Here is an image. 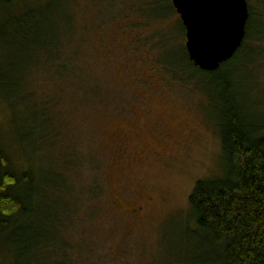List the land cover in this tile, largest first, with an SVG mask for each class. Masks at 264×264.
<instances>
[{"label":"rangeland","instance_id":"rangeland-1","mask_svg":"<svg viewBox=\"0 0 264 264\" xmlns=\"http://www.w3.org/2000/svg\"><path fill=\"white\" fill-rule=\"evenodd\" d=\"M64 1L69 7L62 26L79 27L77 64L87 79L68 80L71 86L58 80L63 73L46 55L32 63V69L42 72H33L25 94L33 100L46 94L55 99L48 111L55 133L33 163L47 168L50 179L64 176L72 188L69 199L78 196V189L93 186L78 184L77 172L100 183L102 193L87 209L92 219L82 223L81 211L73 206L65 225L50 229L55 239L42 246L44 257L35 254L31 264H68L61 257L65 241L79 251L82 243L92 244L97 264H215L204 234L188 220V198L197 180L220 172L215 130L222 103L206 76L187 63L179 15L134 27L129 24L139 18L127 6L138 0H118L114 9L127 18L120 15L116 21L109 20V0ZM248 2L257 11L264 9L260 0ZM252 25L263 28L264 18L256 16ZM156 41L163 48L154 47ZM262 49H254L246 65L238 67L236 61L225 72L232 100L254 116H264ZM28 113L6 117L0 105V143L9 152L28 135V130L16 131L20 116L33 118ZM60 162L84 165L79 171L57 166ZM5 243L0 237V264H17ZM81 259L77 255L75 264Z\"/></svg>","mask_w":264,"mask_h":264},{"label":"trees","instance_id":"trees-1","mask_svg":"<svg viewBox=\"0 0 264 264\" xmlns=\"http://www.w3.org/2000/svg\"><path fill=\"white\" fill-rule=\"evenodd\" d=\"M117 1L106 2L109 20H119L120 15L127 18L122 10L115 11ZM246 1L249 15L243 42L235 54L216 70L203 71L196 67L189 60L182 43L187 63L206 76L205 81L222 103L215 130L221 147L220 172L197 180L188 198V220L204 234L203 242L212 248L211 260L215 264H264V116H254L232 100L231 81L225 73L236 61L238 67L246 65L249 54L264 45V26L258 29L252 25L256 16L264 18V9L257 11L249 0ZM260 1L264 7V0ZM68 7L64 0H0V105L6 117L9 113L23 114V111L30 112L28 115L33 117L26 114L25 118L20 116L17 120L16 131L28 130L17 149L14 147L9 152L0 143V237L5 239L7 249L15 254L17 264L19 260L22 264H31L36 261L37 253L44 257L46 250L42 246L50 242L48 239H51V244L55 239L50 229L56 224L64 226L73 206L81 211L82 223L92 219L93 213L87 209L94 206L92 201L102 193L100 183L94 184V179H85L84 173L77 172L78 177L76 174L74 178L78 179V184L85 182L89 185L92 182L93 186L78 189V196L69 199L67 194H71L69 189L72 188L64 176L56 174L50 179L46 174L47 168L33 163L45 151V144L55 133L53 119L48 117L55 99L46 94L33 100L25 94V91H30L33 72H42L39 67L32 69V63L46 55L53 68L63 73L58 80H66L70 85L68 80L87 79L77 64L81 56L77 42L79 27L62 26ZM127 8L130 13L138 15L139 21L129 24L134 27H147L176 12L171 0H138ZM107 19L105 17L102 21ZM178 25L185 36L180 19ZM162 44L156 41L154 47L163 48ZM175 78L190 80L191 77ZM21 87L24 88L23 93ZM66 89L68 91L69 88ZM83 91L86 92L85 89ZM36 100L38 104H29ZM15 157H19L17 162ZM83 165L57 164L61 168L71 167L79 171ZM43 238L45 242H41ZM92 246L84 242L79 251L65 241L61 257L64 256L68 264H75L77 255L81 254V264H97Z\"/></svg>","mask_w":264,"mask_h":264},{"label":"water","instance_id":"water-1","mask_svg":"<svg viewBox=\"0 0 264 264\" xmlns=\"http://www.w3.org/2000/svg\"><path fill=\"white\" fill-rule=\"evenodd\" d=\"M185 29L189 60L214 71L241 46L248 20L246 0H171Z\"/></svg>","mask_w":264,"mask_h":264}]
</instances>
